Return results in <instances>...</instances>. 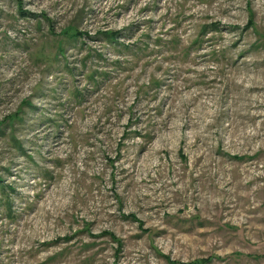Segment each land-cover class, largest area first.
Listing matches in <instances>:
<instances>
[{
  "label": "rangeland",
  "instance_id": "374dc122",
  "mask_svg": "<svg viewBox=\"0 0 264 264\" xmlns=\"http://www.w3.org/2000/svg\"><path fill=\"white\" fill-rule=\"evenodd\" d=\"M0 264H264V0H0Z\"/></svg>",
  "mask_w": 264,
  "mask_h": 264
},
{
  "label": "trees",
  "instance_id": "16d2710c",
  "mask_svg": "<svg viewBox=\"0 0 264 264\" xmlns=\"http://www.w3.org/2000/svg\"><path fill=\"white\" fill-rule=\"evenodd\" d=\"M214 25L217 26V24H214ZM120 32H121L120 30H112V31H110V32H105V33H106L108 36H110V37H112V38H114V39H117V37L120 35ZM80 33H82V32L77 31V34L80 35ZM154 83H157V84H158V80H155Z\"/></svg>",
  "mask_w": 264,
  "mask_h": 264
}]
</instances>
